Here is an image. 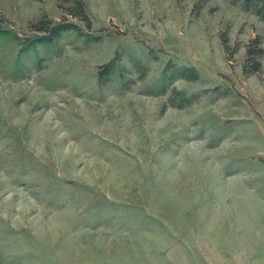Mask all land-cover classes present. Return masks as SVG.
Returning a JSON list of instances; mask_svg holds the SVG:
<instances>
[{"label": "rangeland", "instance_id": "rangeland-1", "mask_svg": "<svg viewBox=\"0 0 264 264\" xmlns=\"http://www.w3.org/2000/svg\"><path fill=\"white\" fill-rule=\"evenodd\" d=\"M81 1L0 0V264H264V19Z\"/></svg>", "mask_w": 264, "mask_h": 264}, {"label": "trees", "instance_id": "trees-1", "mask_svg": "<svg viewBox=\"0 0 264 264\" xmlns=\"http://www.w3.org/2000/svg\"><path fill=\"white\" fill-rule=\"evenodd\" d=\"M244 5L248 8H254V11L257 15H259L262 19H264V0H241ZM73 7L69 10L70 15L74 17H78L79 19L83 20L88 27L90 26V20L85 12L84 5L81 0H72ZM36 28L39 32L43 33L42 40L50 41L56 37H59L61 33L68 31V30H76L78 31L79 26L72 22H61L54 24L51 21H39L36 24ZM261 51V50H260ZM195 70L193 68H184L182 77H186L188 79L195 78Z\"/></svg>", "mask_w": 264, "mask_h": 264}]
</instances>
